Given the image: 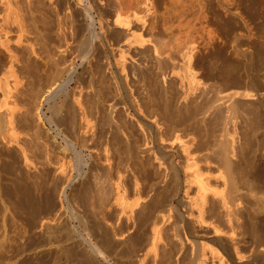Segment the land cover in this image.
I'll return each instance as SVG.
<instances>
[{"label":"rangeland","instance_id":"obj_1","mask_svg":"<svg viewBox=\"0 0 264 264\" xmlns=\"http://www.w3.org/2000/svg\"><path fill=\"white\" fill-rule=\"evenodd\" d=\"M38 2L31 8L35 17V19L34 17L32 19L33 24L32 20L29 21L30 23L28 22L29 28L38 30L39 32H37L42 33L41 37L44 38H42L43 41L39 40L38 51H40V55L36 56H28L25 53L24 45L20 44V42L26 44V40L28 41L29 38H26L25 35L23 37V34L18 33V29L11 22L8 24L5 15H3V12L5 14L4 8L0 3V29H7L0 31V37L2 36L0 41L5 42L8 45L7 47L13 51L15 57L17 56V61L15 63L11 62L10 54H8L4 46L1 48L2 45H0V264H66V261H69L70 264H83L87 259L84 254L79 256L80 253H83L81 252L82 250L78 252L79 249L74 246V251L72 250L69 255H67V250H63L66 244L64 236L67 237L68 233L73 232L72 235L74 234L75 238L79 227L76 215H81L86 218V224H88L87 221H90L91 226L88 224V229L90 228L89 233L91 232L93 235H88V239L95 242L100 240L102 235L98 228L100 223H95L97 222L98 213L93 205L96 202L92 203L93 206L91 205V202L97 198L96 194H94L95 186L98 184L96 181L101 180L100 182H102L103 177H105L99 162L100 164L105 162L107 149L108 151L111 150L110 156H113L114 168L116 166L124 170V166L126 167L127 165V161H122L125 156L122 151V147H125L122 146L124 143L119 138V134L108 130L106 112H102V110H100L101 113L100 111H95V105L100 101L109 102L110 104L116 103V106L119 105V107H116L117 110H115V118L117 117L116 119L117 121L119 120V123L120 120L121 123L123 122L122 124L124 128H127V131L131 127L130 130L137 134L133 130L136 127L133 111L128 104V97L118 74H122L123 71L122 78L127 82V87L131 92L130 95H132L134 100L141 97L140 99L143 101L142 98H147L145 101H148L146 104L147 108L150 106L149 108L151 109L148 110L144 104L146 112L151 110V112L155 111L159 114L158 111H160L161 115H163L164 108L162 107L166 106V101L172 100L173 107L170 100L168 101L170 104H168L173 109L178 105L176 103L180 99L181 90L182 93L188 90V84L183 79L181 56L177 52L170 51L175 49L183 50L190 43V45L193 44L191 47H195L191 65L197 79L202 83L212 84L220 88L229 87L235 91H249L259 95L263 99V105L259 107L258 112L261 116L263 115L262 119L264 120V0H100L102 3H98L99 0H79L77 2L80 3L84 13L73 8L70 0H55L53 1L56 3H53L55 6L46 0ZM117 2L119 3L117 4ZM64 8L67 9L63 10ZM104 9L106 10L103 11ZM85 11L89 14H85ZM116 12L122 17H129L130 26L127 38H123L119 31L113 30L112 33V30L107 29L112 26V21H115ZM98 14L102 19L98 17ZM70 15L71 17H69ZM135 15L136 18L134 20ZM36 19L38 23L34 21ZM137 19L140 20L137 21ZM88 26L91 27L89 31L87 30ZM4 34H6V37ZM134 37L135 39L141 37L140 40H146L145 45L147 46L144 45V48L139 47L133 42L135 40ZM91 40L95 46L92 47L94 49L89 50L85 44ZM125 42L126 44H124ZM148 42L149 44H147ZM132 43H135L137 47ZM156 43L158 46H156ZM18 44L20 45L19 47ZM98 44L100 47H98ZM153 45L160 52H164V55L171 56L172 54V58H175L170 64L160 65L163 68V72L159 65L154 64L152 53H148V49L153 48ZM166 48L167 50H165ZM168 48L173 49L169 51ZM144 49H147V51ZM145 52L151 56L149 57ZM141 53H145L144 55L148 57L141 55ZM147 59L149 60L147 61ZM153 64L155 67L151 66L150 68V65ZM63 67L71 68L72 72L75 71L69 81L68 75L61 73ZM10 68L17 72L15 74L18 77L20 76L19 79L22 78V93L23 91L25 92L23 99V95L21 100H19L20 97L19 99L17 98L15 109L12 112L13 118H10L15 137L10 132L9 111L7 110L10 103H14L11 95L7 93L13 84L12 79L7 74L8 71L10 72ZM153 68L156 69L154 70ZM156 70H158L157 72L161 70L160 72L162 73L157 74ZM162 74L164 75L163 77L161 76ZM5 83H7L8 87L5 86ZM63 83L64 85H62ZM65 85L66 87H64ZM54 88H57L58 91L60 90L59 93ZM175 96L177 97L176 100ZM152 99L154 102H152ZM165 99L166 101H164ZM72 100H76L81 104L82 111L89 120V123L86 124L83 119L82 128L77 131L76 128L71 129L72 119L69 118L73 115ZM141 100L139 102L137 100V102L139 104L143 103L144 101L142 102ZM149 100L152 104L154 103L156 110L151 107ZM4 102L7 104L6 106ZM155 102L162 107H159L158 104V106L155 105ZM160 102L164 104H160ZM10 106L13 107L12 105ZM59 107H63V109L61 108L59 111ZM142 108L144 111L145 108ZM121 115L124 116L121 117ZM172 115H174L173 111ZM213 119L214 117H211V120ZM123 120L127 122L125 123ZM131 124L135 127L133 125L130 126ZM74 131L76 132L73 133ZM67 132L68 134H66ZM69 132H71V135ZM115 133L118 136L117 138ZM65 135L68 136L66 137ZM119 141L122 142V145H120L121 142ZM111 145H113V148H117L118 153L115 149H112ZM105 146L108 147L106 148ZM22 150L25 151L32 162L31 167L28 169H26L22 161ZM93 158H96L95 160L99 162L93 160ZM60 169H66L70 181L76 178L77 180L72 182L71 185H67V182H62L58 178L57 172ZM78 170L80 173H78ZM121 170L120 172L123 171ZM96 171H99V173H95ZM90 172L91 174H89ZM115 172H112L113 182L117 179ZM129 174L131 176L129 172L125 174V179H127L125 181H127L126 184L128 186H131L133 176L130 177ZM37 175H41L42 178ZM101 176H103L102 179H99ZM38 185L41 187L39 188ZM86 186L87 188H85ZM88 186H90V189L92 187L95 188L90 191ZM35 187L36 189L34 190ZM28 188L31 195L37 196L36 198L41 203V212L36 217H34V211L28 206ZM84 189L86 191H83ZM77 192H79L77 194L79 197L75 194ZM82 194L85 195L83 196ZM131 194L129 197L132 196ZM87 195L89 196L87 197ZM91 208L94 209L92 210ZM91 211L94 212V215ZM58 213H60V217L55 218ZM92 223H95L94 226L98 230L94 228ZM123 224L127 225L126 223H121L120 230H122V226L123 228L125 227ZM128 224H130V226L127 225L130 230L127 227H125L127 230L123 229L126 234V245L124 244L121 249L117 247L120 250V255L118 254V249L113 247L107 249L109 252L105 251L107 254L104 253L107 262L96 260V263L94 261L92 263L88 259L91 262H88V264L134 263L136 256L143 253L141 250L147 244V237L150 236V224L148 225L145 219H138L134 223L136 225L133 224V226H131L132 223ZM131 227H135V229ZM127 235H129V238ZM85 236L87 237V234ZM98 236L100 237L99 240ZM95 238L97 240H94ZM145 238H147V241ZM101 240L99 245L102 243ZM132 245L135 247H132ZM113 250H117V252L115 253L114 251L112 253ZM62 252L63 254L66 252V255H63ZM112 255L114 256L112 257ZM132 255H134L133 258ZM81 256L84 257V260L81 259ZM85 262L84 264H87Z\"/></svg>","mask_w":264,"mask_h":264},{"label":"bare ground","instance_id":"obj_2","mask_svg":"<svg viewBox=\"0 0 264 264\" xmlns=\"http://www.w3.org/2000/svg\"><path fill=\"white\" fill-rule=\"evenodd\" d=\"M38 1L40 0H0V3L4 8L3 11H5V14L3 12V15H5L8 24H10L11 22V24H14V26H16V28L18 29V33L23 34L22 35L23 37L25 35L26 38H29L28 41L26 40L27 42L26 44L20 42V44L24 45L23 48L28 56L40 55V51H38V47H39L38 45H39V40H42L43 38L41 37L42 33L41 34L38 33L39 31L36 29L35 30L32 29L34 31L31 32L32 30L29 28V23H30L29 21H31L34 17L33 16L34 14L32 12L33 10H31V8H33L32 6H34V4L37 3ZM46 1L53 4L54 3L53 1L55 0L53 1L46 0ZM70 1L72 2L71 4H73L72 5L73 8H75L79 12L84 13V10L81 7L80 3L77 2L79 0H70ZM98 3H102V2H100L99 0ZM118 3L119 2H117V4ZM65 9L67 8H64L63 10ZM105 10L106 9H104L103 11ZM85 14L88 15L89 13L86 12ZM71 15L69 17H71ZM98 17L102 19L100 15ZM128 18L122 17L121 15L118 14V12H116L115 21L114 22L112 21L113 23V24L111 23L112 26L107 29L112 30V33L113 30L117 32L119 31V33L123 38H127L129 34V26H130V21ZM135 18L136 15L134 17V20ZM139 20L137 19V21ZM34 21L37 22V19ZM32 24H33V20H32ZM5 25L7 24L5 23ZM90 28L91 27L88 26L87 30L89 31ZM2 30L5 31L7 29L2 28ZM2 30L0 29V31ZM6 33L8 32L6 31ZM4 35L6 37V34ZM140 38L135 39L134 37L135 40L133 42H135L139 47L144 48L145 46H147L145 45L146 40L145 41L140 40ZM92 40L89 41V43L86 42L85 44L87 45V49L89 50L94 49L92 47L95 46V44L93 45L94 42ZM135 43L132 44L135 46ZM124 44H126V42ZM147 44H149V42ZM0 45H2L1 48L3 46L5 47L8 54H10L9 56L11 57L12 60L11 62L15 63V61H17L16 59L17 56L15 57L13 51L9 49L7 47L8 45H6V43L3 42L2 40L0 41ZM154 45L153 48H149L148 46L149 48L148 53L149 54L152 53L151 55H153L152 58H153V62H155L154 64H157L159 66L162 64L167 65V63L170 64L172 61L175 60V58L174 59L172 58L173 56L171 53H170L171 56L164 55L165 53L164 52L162 53L157 48H154ZM161 45L163 46V44ZM19 46L20 45L18 44V47ZM156 46H158V44ZM191 46H193V44L190 45L189 43V45L185 46L183 50L182 49L172 50L173 48L172 49L168 48L169 51L172 50L170 52H177L179 53V56H181L182 71L184 77L183 79H185V81L188 84L187 85L188 90H186V92L184 93H182L181 90L180 99L178 103H176L178 105L175 106V102H174L175 107L173 109L171 108V105H169L172 100L169 99L170 103L168 102L169 101L168 98L170 95L168 96V98H166L168 101H166V99L164 100L166 101L165 107H162L155 102L156 103L155 105L158 104L159 107L164 108V111L162 110V108L160 109L161 112L163 111L162 112L163 115H161L160 111H158L159 114L156 113L155 111L151 112V110L150 112L148 111L146 112L145 111L147 108L146 104L148 101L147 102L145 101L147 98L146 99L142 98L144 101L143 102L140 99L141 97L140 96H139L140 98L138 97L143 102L141 103L143 104V106H141V104L138 103L140 100L139 99L134 100L132 95H130L131 92L127 87L126 84L127 82H125V79L122 78V75L124 74L123 71L122 74L120 73L118 74L123 83V89L128 97V101H129L128 104L131 110L133 111V117L135 119V122L134 120L133 122L136 123L135 124L136 127L133 124H131L130 126L133 125L135 128H137V129L135 128L133 129L134 132H137V134H134L132 130H130L131 127L128 129V131L130 130L128 132L127 128H124L122 124L123 122L121 123L120 120L119 123L118 122L119 120L117 121L116 119L117 117L115 118L114 115L115 110H117L116 107L117 106L119 107V105L116 106V103L110 104L109 102H104V101H100L97 105H95V111L97 110V112H99L100 110H102V112L103 111L106 112L107 121H108L106 126L108 125L107 126L109 128L108 130L110 132H116L117 134H119L118 135L119 138L124 143V145H122V142L119 141L121 142L120 145L125 146L122 147V151L125 154V156L123 155L124 158L122 159L124 160L122 161H127V165L126 167L124 166V170L122 169L123 171L119 167L117 168L115 166L114 168L112 162L113 156H110L111 150L108 151L107 149L105 152L107 156L105 157L104 163L100 164L98 160H95L96 158L95 159L93 158V160L99 162V165H101V169L105 176V177L101 176V178H99V179H102V177L103 179L105 178L104 180L102 179V182H100L101 180L99 179H98L99 181H96L98 182V184L96 185L95 183L96 189L94 191L95 192L94 194H96L97 198L95 199V201L92 200L93 202H91V205L92 203L96 202L93 205L96 207L95 210L97 209L96 212L98 213L99 220L97 218V222L95 223L98 224L100 223V225H98V228L102 235L100 236L101 238L98 236V240L99 238L100 240L102 239L101 241L103 245L101 242H100L101 245H99L100 240L96 241L98 242L96 243L95 241L88 239V235L90 234L93 235V233L91 232L89 233L90 228L88 229V224L90 225L89 223L90 221L89 222L87 221L88 224H86V218H84V216L76 215L79 221L78 222L79 227L77 232L78 234L75 236V238H74V234L72 235L73 232L68 233L67 237L64 236L66 240V244L63 250L64 251L67 250L66 251L68 253L67 255H69V253L73 250V248L77 247V249H79V251L76 249L78 252H80V250H82L81 252H83L80 253L79 256L84 254V257L87 259V261L85 260L86 262L84 261L85 263L88 264L89 262L88 259L91 260V262L92 261L95 262L96 260L107 262V260L104 257L105 255L104 253H106L105 251H108L107 249L113 247L114 249L115 248L121 249V247H124L123 245L126 243L125 240L126 234H125V230L123 231V229L127 227V225L130 226V224L128 223H132L131 226H133V224L136 221H138V219L139 220L145 219L148 225L150 224V229L148 228L150 230V231L148 230L150 232V236L147 237L148 241L146 240L147 238H145V240L147 241V244L144 245L145 250L144 249L141 250L143 253H141L140 250H138L141 254L140 255L136 254L137 256L134 259V263L132 264H264V120L262 119L263 115L261 116V114L258 112L259 107L263 105V99L259 95L253 94L249 91L240 92V91L232 90L229 87L220 88L212 84H206L200 82V80L197 79L194 70L192 69L191 60L194 54L195 47L193 48ZM40 47H42V45H40ZM98 47H100L99 44ZM161 49L164 48L161 47ZM144 50L147 51V49ZM144 50L142 51L144 52ZM165 50H167V48ZM142 54L143 53H141V55ZM144 54L143 56H147ZM84 59L86 58L84 57ZM148 60L149 59H147V61ZM25 64L29 65L27 63ZM154 64L150 65V68L151 66L155 67ZM11 68L13 67L11 66ZM157 71L158 70H156V72ZM160 71L157 72V74L162 73L163 68H162V72ZM74 72H72L71 68L68 67H63L61 69L62 74L68 75L67 76V78L69 77L68 81L71 79ZM15 73L17 72H14L12 69L10 70V72L9 71L7 72L8 77L12 79V83H13L12 87L9 88L7 91V93L11 95V98L13 99L12 101H14V103L12 104L10 103V105H12L13 107L16 105L15 102L19 99V97H20L19 100H21V96L23 95L22 96L23 99L25 95L24 91H23L24 94L22 93V89H23L22 78L19 79L20 76L18 77ZM161 76L163 77L164 75L162 74ZM62 85H64V83ZM5 86L8 87L7 83H5ZM64 87H66V85ZM57 91L58 89L56 90V92ZM183 91L185 90L183 89ZM51 93H53V91H51ZM30 97L32 96L30 95ZM176 98L177 97L175 96V100ZM152 102H154V100ZM152 102L150 101V104L151 107L153 108L154 103L152 104ZM163 102H160V104H162ZM144 104L146 105V108ZM171 104L173 107V103ZM4 105L6 106L7 104L4 102ZM10 105L9 108L7 109L9 111L10 132L11 135L15 137L14 134L15 132L14 129L12 128L11 119H10L13 118L12 112L14 111L15 107L13 108ZM71 105H72V113H73V115H71L72 117H69L72 119L71 129L73 130L76 128V131L81 130L83 123L82 120L84 119L86 124L89 123V120L82 111L81 104L78 101L72 100ZM142 107L145 108L144 109L145 112L143 111ZM149 107L147 108L148 110L151 109ZM61 108L63 109V107ZM61 108L59 109V111L61 110ZM154 108L155 110L157 109L156 107ZM182 109L184 110L183 111L184 115ZM172 111L174 115H172ZM122 116L124 115H121V117ZM211 117H214V119L211 120ZM123 121L125 122V120ZM125 130L126 132H124ZM76 131H74L73 133H75ZM71 132H69V134ZM66 134H68V132ZM117 134L115 135L116 138L118 137ZM70 137L72 138V136ZM64 139L66 140V138ZM108 146L105 147L107 148ZM112 146L113 145H111V147ZM112 149L115 148L112 147ZM117 151L118 150H116V152ZM116 152H114V154H116ZM21 153H22L21 157L23 158L22 161L24 163V166L26 167V169L30 168L32 165L30 158L28 157V155L25 153L24 150H22ZM116 168L117 170H115ZM119 169L122 172H120ZM94 170L96 169L94 168ZM57 172L59 176L58 178H60L62 182H67L68 183L67 185L69 184L71 185L72 182H75L77 180L76 178L70 181V177L66 169H60ZM112 172H115L117 176V179L114 182H113L114 178L112 176ZM128 172L131 173V176H133V180H132L133 182L131 181L132 182L131 186H128L126 184L127 181H125L127 180L125 179L126 177L125 174ZM78 173H80V171ZM95 173L98 174L99 171L98 172L96 171ZM89 174H91V172ZM37 176H41V175H37ZM92 186L94 185L92 184ZM89 187L90 186H88V188ZM95 187H92L91 189ZM85 188H87V186ZM35 189L36 187L34 188V190ZM83 191L86 190L84 189ZM79 192L75 193L76 196H78L77 194ZM85 194L82 195L84 196ZM130 194L132 195L130 197H132L133 199L129 197ZM27 195H28V206L34 211V217H36L38 213L41 212L40 211L41 203L36 198L37 196L34 197L31 195L29 188L27 191ZM89 195H87V197ZM80 199L82 200V198ZM84 200L86 199L84 198ZM56 217L57 218L60 217V213L56 214L55 218ZM121 223L127 224V225L123 224L125 227L123 228L122 226L121 228L122 230H120L119 228ZM95 227L96 226H94V228ZM80 228L81 230H79ZM133 228L135 229V227ZM85 232L87 234V237L85 236L86 235ZM145 232L147 233V231ZM128 236L129 235H127V237ZM94 240H97V238H95ZM134 245H132V247H135ZM127 246L129 247V245ZM119 249H118V254L120 251ZM132 249L134 250V248ZM114 251L115 253L117 252V250H113L112 253H114ZM66 252H64V254ZM134 255H132V258L134 257ZM113 256L114 255H112V257ZM84 257H82L81 259L84 260ZM82 260L79 259V261L81 262ZM68 262L66 261L65 263L70 264V262L69 263Z\"/></svg>","mask_w":264,"mask_h":264}]
</instances>
